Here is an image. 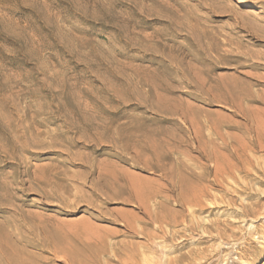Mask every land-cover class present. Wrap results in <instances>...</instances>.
Instances as JSON below:
<instances>
[{"label":"rangeland","instance_id":"rangeland-1","mask_svg":"<svg viewBox=\"0 0 264 264\" xmlns=\"http://www.w3.org/2000/svg\"><path fill=\"white\" fill-rule=\"evenodd\" d=\"M263 132L264 0H0V264H264Z\"/></svg>","mask_w":264,"mask_h":264},{"label":"bare ground","instance_id":"bare-ground-1","mask_svg":"<svg viewBox=\"0 0 264 264\" xmlns=\"http://www.w3.org/2000/svg\"><path fill=\"white\" fill-rule=\"evenodd\" d=\"M247 5H249V4H247ZM261 124V123H260ZM259 125V124H258ZM254 127V126H253ZM257 127V126H256ZM252 128V127H251ZM256 129V128H255ZM259 128H257L256 130H258ZM261 129V128H260ZM255 132V131H254ZM257 132V131H256ZM256 132H255V134H256ZM259 132V131H258ZM261 133V132H260ZM263 134H264V132H263ZM263 134L261 135V136H263ZM256 136V135H255ZM263 138V137H262ZM261 138V139H262ZM255 139V138H254ZM260 142H261V140H260ZM251 143V142H250ZM259 143V142H258ZM262 144H263V142H262ZM258 148H260V147H258ZM218 169V168H217ZM264 169V168H263ZM260 170V169H259ZM217 171H219V170H217ZM264 171V170H263ZM217 173V172H216ZM214 179H216V177L214 178ZM264 181V180H263ZM209 184V183H208ZM207 188V187H206ZM189 190L191 189V188H188ZM188 190V191H189ZM202 199V198H201ZM191 201V200H190ZM197 201V200H196ZM184 202V201H183ZM199 202V201H198ZM188 203V202H187ZM199 204V203H198ZM247 215V214H246ZM188 217V216H187ZM193 227V226H192ZM189 230V229H188ZM215 231V230H214ZM191 232V231H190ZM201 237V236H200ZM200 239V238H199ZM202 239V238H201ZM209 239V238H208ZM205 240V239H204ZM211 240V239H210ZM220 246V245H219ZM195 249V248H194ZM201 250V249H200ZM216 250V249H215ZM203 251V250H202ZM221 250H220V248H219V251L218 252H220ZM195 253V252H194ZM217 253V252H216ZM233 254L232 253H227V254H225V255H223V260H222V263H224V264H245L244 262L242 263V261L241 262H238V260L235 258V257H233L232 256ZM193 256H194V254H193ZM214 256V255H213ZM164 257V256H163ZM185 258V257H184ZM213 258V257H212ZM212 258H210V259H208V261L210 260V262L209 263H207L206 261L203 263V264H215V262L216 261H218V260H212ZM178 260V259H177ZM186 260V259H185ZM220 260V259H219ZM163 261V260H162ZM202 264V263H201Z\"/></svg>","mask_w":264,"mask_h":264}]
</instances>
